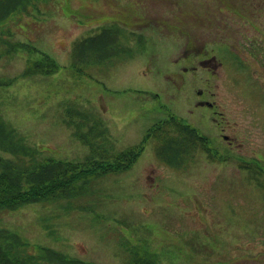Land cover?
Instances as JSON below:
<instances>
[{"label":"rangeland","instance_id":"obj_1","mask_svg":"<svg viewBox=\"0 0 264 264\" xmlns=\"http://www.w3.org/2000/svg\"><path fill=\"white\" fill-rule=\"evenodd\" d=\"M178 1L141 9L132 0H32L0 22V80L10 81L0 85V115L41 149L40 158L87 161L88 146L73 134L79 117L65 122L70 109L106 127L97 141L110 159L158 123L161 134H173L165 124L172 117L212 145L176 167L156 154L160 141L151 136L131 166L90 177L78 195L0 210V227L31 249L48 246L92 264H127L133 249L160 264H264V18L256 27L235 24L238 58L219 63L226 34L215 39L213 28L185 24ZM119 28L124 52L107 55L86 41L81 54L82 39ZM189 39L217 47L188 53ZM248 40L260 47L244 49ZM41 52L59 68L24 75ZM96 54L94 63L82 58ZM202 99L217 112L200 106Z\"/></svg>","mask_w":264,"mask_h":264},{"label":"trees","instance_id":"obj_2","mask_svg":"<svg viewBox=\"0 0 264 264\" xmlns=\"http://www.w3.org/2000/svg\"><path fill=\"white\" fill-rule=\"evenodd\" d=\"M32 0H0V22L17 11H26ZM21 10V11H19ZM123 29H107L101 34L82 39L80 45L81 54H86L85 42H95V47L106 49L107 55L124 52L126 46L117 44ZM120 33V36L117 35ZM117 36V37H116ZM104 37V39H103ZM109 38V39H108ZM127 42L121 40V42ZM21 47L29 48L23 45ZM16 43L10 44L9 49L15 50ZM40 58L27 63L24 75L55 72L59 65L47 53L41 52ZM101 55V54H99ZM87 63L98 61L96 54L87 58L82 56ZM6 81L1 84H9ZM80 119L75 123L73 134L89 148V155L85 162L57 160L53 158H40L41 149L29 145L25 139L7 123L0 115V151L8 156L0 154V210H15L21 205L30 202L50 201L58 198H67L82 192L83 185L92 176L100 173L118 172L125 170L134 162L143 149L145 142L153 136L160 143L156 154L171 166H179L190 152L197 148L207 150L206 136L200 135L194 126L174 121V117L165 121L173 125V134H161L162 123L150 127L143 140L133 146L116 153L112 158L101 148L97 141L98 135L106 133V127L95 118L90 121V115L77 109L69 110L70 125L73 115ZM87 124L82 131L83 123ZM101 128L99 130L98 128ZM95 155V157H94ZM91 158V159H89ZM0 264H92L76 257H70L61 251L38 245L31 249L29 243L17 232L5 227H0ZM127 264H160L156 257L149 253H140L133 249L130 251Z\"/></svg>","mask_w":264,"mask_h":264},{"label":"flooded vegetation","instance_id":"obj_3","mask_svg":"<svg viewBox=\"0 0 264 264\" xmlns=\"http://www.w3.org/2000/svg\"><path fill=\"white\" fill-rule=\"evenodd\" d=\"M132 1L134 2L132 6L136 8H138L139 6L142 9L144 6L148 7L147 4H149L150 1L154 2L158 0H132ZM159 1L166 3V1H171V0H159ZM152 2H150V4ZM178 3L179 6L181 7L178 11H181L180 16L185 17L184 20L185 24L194 26L196 27L195 29L205 30L206 28H213L212 30L209 31L210 32L214 31V34L216 35L215 39L217 37L222 38L226 34L228 40L223 39L224 42H226L224 48H218V49L216 48V50L221 49L226 51V53H222L223 55H220L222 60L219 63H223V62L225 63L228 59L238 58L237 57L238 55L235 53L237 51L239 52L238 41H234L233 39L237 34H241V29L239 28L238 25L236 28L235 24L245 21L256 27L257 26L256 21L259 22L262 17L264 18V0H202V4H200V6L190 5L186 7H183L185 5V2L178 1ZM212 41L214 40H211L209 42L205 41L198 43L194 39H189L184 42L183 47L185 48V52L188 53H190L193 50L192 48H198L197 52L199 53V49L204 48L207 43L211 44V47L214 45L216 46V44L214 42L212 43ZM242 47L248 50L251 48L253 50H256L260 47V45L255 40L254 41L248 40L246 43L242 44ZM194 51L196 50L194 49ZM214 58H216L214 55L210 57V59H214ZM200 64H204V63H200ZM212 72L214 71L212 70ZM197 94L203 95L204 91L198 90ZM199 105L207 106L208 108H212V110L215 111V113L217 112V110H215L216 104H214L213 102H209L207 99L200 100ZM226 139H228V137H226ZM227 141L231 143L233 142L230 139H228ZM207 149H210V151H212V145L210 144L209 148L207 145Z\"/></svg>","mask_w":264,"mask_h":264}]
</instances>
